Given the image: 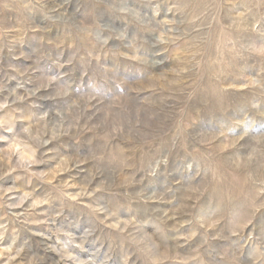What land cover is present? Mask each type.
Masks as SVG:
<instances>
[{
  "label": "rangeland",
  "instance_id": "obj_1",
  "mask_svg": "<svg viewBox=\"0 0 264 264\" xmlns=\"http://www.w3.org/2000/svg\"><path fill=\"white\" fill-rule=\"evenodd\" d=\"M0 264H264V0H0Z\"/></svg>",
  "mask_w": 264,
  "mask_h": 264
}]
</instances>
